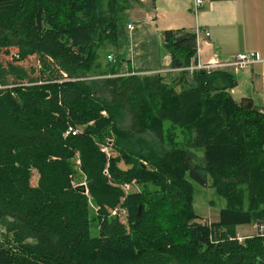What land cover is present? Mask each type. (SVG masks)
Here are the masks:
<instances>
[{"label":"trees","instance_id":"16d2710c","mask_svg":"<svg viewBox=\"0 0 264 264\" xmlns=\"http://www.w3.org/2000/svg\"><path fill=\"white\" fill-rule=\"evenodd\" d=\"M131 1L0 0V264H264V110L233 73L190 69L194 30L163 32L177 78L104 66ZM192 181L226 199L218 221H198Z\"/></svg>","mask_w":264,"mask_h":264},{"label":"crops","instance_id":"0c3cea01","mask_svg":"<svg viewBox=\"0 0 264 264\" xmlns=\"http://www.w3.org/2000/svg\"><path fill=\"white\" fill-rule=\"evenodd\" d=\"M195 0H135L130 2L126 21L121 24L118 45L108 54L122 57L133 73H161L171 79L182 69L171 67V55L164 46L163 32L168 29L200 28L198 58L200 63L212 59L228 61L239 53L254 51L259 59L246 70L226 69L238 84L231 90L234 98H252L264 110V0H204L197 12ZM133 29L127 27L128 24Z\"/></svg>","mask_w":264,"mask_h":264},{"label":"rangeland","instance_id":"374dc122","mask_svg":"<svg viewBox=\"0 0 264 264\" xmlns=\"http://www.w3.org/2000/svg\"><path fill=\"white\" fill-rule=\"evenodd\" d=\"M111 45H106L105 47H102L99 49V59L100 62L103 63L104 66L108 64L107 53ZM113 54V53H112ZM30 64L35 65L36 59L35 57L32 58ZM227 68V67H226ZM239 71V70H238ZM87 78H94V75H89ZM168 79H171L170 77ZM165 127L167 130H169L167 135V142L169 145L175 144H182L186 141L188 136L187 133H184L181 129L178 127L172 126V124L169 121L165 122ZM170 139L174 140L171 141ZM142 142L149 143V144H157V140L154 138L152 134H145L142 136ZM110 149V148H109ZM201 155V154H200ZM120 167L127 168V165L124 164V162L120 163ZM38 174L35 171L32 179V184H37ZM193 184V190H194V208L196 213L200 216V219L198 221L202 223H210V222H216L220 219V213L223 208L227 206L226 199L219 194L218 190L215 187H211L210 183H208L207 186H204L199 184L198 182L192 181ZM153 189L152 185L145 186V184L140 183H131L126 185L127 193H138L142 194L144 192H149ZM118 213L122 220H125V222H128L129 219V212L127 209L120 207L118 208L114 214ZM97 216V209L94 202L91 200V218L93 221L91 225V233L93 236H97L99 234L100 226ZM264 231V225L262 226ZM238 235L240 239L245 238L246 236H252L255 235L258 232V226L254 224L250 225H242L238 227ZM5 230L3 228H0V238H4Z\"/></svg>","mask_w":264,"mask_h":264},{"label":"built area","instance_id":"2783aa9c","mask_svg":"<svg viewBox=\"0 0 264 264\" xmlns=\"http://www.w3.org/2000/svg\"><path fill=\"white\" fill-rule=\"evenodd\" d=\"M204 4V0H195L194 5L192 7V10L194 12H197L200 7H202ZM127 27L131 30L134 28L132 24H128ZM195 33L197 35V42L200 39V35L202 33L206 34L209 36L208 32H205L203 30H200V28H196ZM108 60L111 62H115V56L113 54H108L107 56ZM259 59L258 53L254 51L250 52H244V53H239L236 54L232 57V59L228 61H220L218 59H212L208 63H198L196 65H193L190 67L191 70L193 69H207V70H214V69H223L226 67H231L236 70H246L248 69L251 64H253L255 61ZM75 133V132H74Z\"/></svg>","mask_w":264,"mask_h":264}]
</instances>
